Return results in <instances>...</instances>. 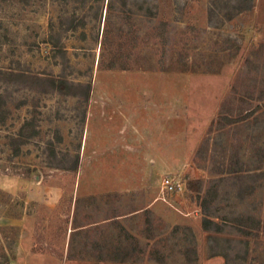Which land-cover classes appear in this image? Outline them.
Returning a JSON list of instances; mask_svg holds the SVG:
<instances>
[{
  "label": "rangeland",
  "instance_id": "rangeland-1",
  "mask_svg": "<svg viewBox=\"0 0 264 264\" xmlns=\"http://www.w3.org/2000/svg\"><path fill=\"white\" fill-rule=\"evenodd\" d=\"M214 1L0 0V264H264V0Z\"/></svg>",
  "mask_w": 264,
  "mask_h": 264
},
{
  "label": "trees",
  "instance_id": "trees-1",
  "mask_svg": "<svg viewBox=\"0 0 264 264\" xmlns=\"http://www.w3.org/2000/svg\"><path fill=\"white\" fill-rule=\"evenodd\" d=\"M217 0L214 1V3ZM232 3L231 4V12L226 15V17L229 19L236 13L244 12L251 8L252 6V0H226V3ZM6 75L9 77L10 81L14 83H19L25 87H36L38 91L42 93L46 92H58L63 95H69L72 97L80 98L82 102H87L90 97L91 92V83L90 82H75L73 80L67 79L66 77L62 75H38V74H28L25 72H8ZM3 101L2 95H0V107L1 102ZM219 119L223 120V123L225 125L237 122L240 120V118H232L231 116L220 114ZM242 119V118H241ZM36 134L35 127L32 126L31 120H25L23 124L20 126L18 130L17 137L20 140V142H24L29 137H32ZM50 153L53 155L54 159H56V166L67 168L70 170H77L78 168V161L79 156L78 154H75L73 158L71 159V162L69 165H65V159L60 158L57 160V156L55 154V151L53 147H49ZM189 187L190 184H192V187L195 191H197V195L199 196L200 192V182L199 180H193L188 182ZM209 201L206 199L205 196L202 197L200 202V207L202 209L203 218H202V227L206 231H213L215 233L220 232L223 230V225L218 222L217 220L213 219L211 217V208L208 206ZM238 226H235L237 230L243 232L244 234L248 235L251 233L253 228H261V221L258 219H255L251 216H246L245 218L238 219ZM208 240L210 241H216L218 240L217 236L215 234L209 233L208 234ZM225 241L231 245V241H233L230 238H225ZM231 247V246H230ZM234 247V246H233ZM232 247V248H233ZM219 254L226 257L227 261L229 260L230 253L228 251H222ZM235 257H239V254H235Z\"/></svg>",
  "mask_w": 264,
  "mask_h": 264
}]
</instances>
